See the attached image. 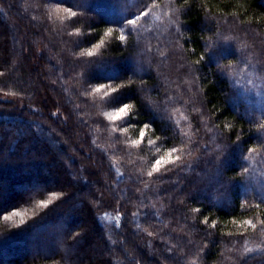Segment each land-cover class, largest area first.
I'll use <instances>...</instances> for the list:
<instances>
[{
    "label": "trees",
    "instance_id": "obj_1",
    "mask_svg": "<svg viewBox=\"0 0 264 264\" xmlns=\"http://www.w3.org/2000/svg\"><path fill=\"white\" fill-rule=\"evenodd\" d=\"M232 44L264 74V0H0V264H264V106L207 52Z\"/></svg>",
    "mask_w": 264,
    "mask_h": 264
},
{
    "label": "rangeland",
    "instance_id": "obj_2",
    "mask_svg": "<svg viewBox=\"0 0 264 264\" xmlns=\"http://www.w3.org/2000/svg\"><path fill=\"white\" fill-rule=\"evenodd\" d=\"M157 16L158 15L156 14V11L153 8L145 12H142L139 15L132 17L136 19L135 25H129L127 24V22L121 25L119 28L120 34L125 37V34L128 30H136L138 32L158 30L160 28V24H159V19L157 18ZM212 48H213L212 45L211 46L208 45L207 52H209V54H214L212 56H214L216 63L220 67H222L223 68L222 71L226 73V74L225 73L223 74L234 85L236 97L238 96L240 97L239 98L240 102L246 104L248 108H251L255 106L256 104L258 108L264 106V98H262L261 96V95H264V74L253 63L254 61L248 59L247 61L248 63L242 60L241 63L239 64H233L227 60V62L224 61L226 62L224 64L223 61H221V59L223 56L224 57L226 56L227 52H229L228 54H232V52L241 53L242 52L241 49L236 48V45L232 44L231 46L227 45V48L226 47L220 48L219 54H215V52L213 53ZM48 59L51 61L54 60L51 53L48 54ZM0 101L7 102L9 100H7L6 98L0 97ZM112 114H115L114 111L112 112ZM110 116L111 115H109V119H110ZM110 120L114 121V119H110ZM114 137H115V134L111 132L109 135L105 136V138L103 137L102 139V140L105 139L107 143L106 144L107 149L109 150V152L111 151V146L114 141ZM99 141L101 140H98V142ZM63 145L66 148L65 152H67L69 156L71 155L73 158L80 161V163L84 162L82 161L81 155H78L76 153V150L72 149L70 144L65 142ZM57 154H58L60 161H63V162L66 161L65 160L66 157L64 154H62L61 152H58ZM89 162L91 163L92 168H93L94 167L93 161L90 160ZM253 162L251 161L247 167V180L249 181H248L246 189L248 190V194H249L248 196H251V197H255L256 195H259L260 193L264 192V176H262L263 173L261 172L259 173V170L256 167L257 164ZM262 179L263 181H260ZM89 180H92L91 176H89ZM142 195L153 199L155 193L153 192V190L149 188V189H145Z\"/></svg>",
    "mask_w": 264,
    "mask_h": 264
},
{
    "label": "snow or ice",
    "instance_id": "obj_3",
    "mask_svg": "<svg viewBox=\"0 0 264 264\" xmlns=\"http://www.w3.org/2000/svg\"><path fill=\"white\" fill-rule=\"evenodd\" d=\"M76 14L75 13H73V16H75ZM127 24H129V25H135L136 24V19H134V18H131V19H129L128 21H127ZM112 29L111 28H109L108 29V34H111L112 33ZM119 39L121 40V41H123L124 39H125V37L123 36V35H121L120 37H119ZM90 56L92 55V53L91 52H89L88 53ZM0 75H3V73H0ZM100 87L102 88L103 87V85H100ZM99 90V89H98ZM116 91V89H113V92H115ZM130 109V105L129 104H122L121 106H119L118 108H117V110H116V112H115V114H113V115H111L110 116V119H119L122 115H126L127 113H128V110ZM145 128H147L148 127V125H145L144 126ZM140 135H141V138H143V136H144V131L142 130L141 131V133H140ZM135 143H140V141H135ZM252 151H255V149H251ZM176 159L178 160L179 159V157H176ZM166 162H172L171 161V153H169L168 154V156H166V157H162L161 159H158V160H156V162H155V165H154V168L156 169V170H159V167H160V165H162L163 163H166ZM149 175H151V173H149ZM42 206L43 207H47V203H43L42 202ZM12 215L13 216H17V217H22V213L20 212V211H13L12 212ZM12 217L11 216H8V215H5L4 216V219L5 220H9V219H11ZM25 223V221L23 220V219H21L20 220V224L22 225V224H24Z\"/></svg>",
    "mask_w": 264,
    "mask_h": 264
}]
</instances>
